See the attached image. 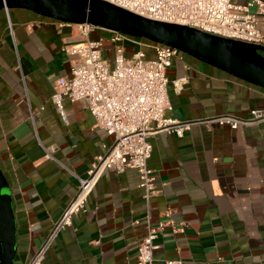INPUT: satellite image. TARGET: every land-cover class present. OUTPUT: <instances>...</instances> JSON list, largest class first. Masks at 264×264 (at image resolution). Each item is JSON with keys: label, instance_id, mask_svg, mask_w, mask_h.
<instances>
[{"label": "crops", "instance_id": "1", "mask_svg": "<svg viewBox=\"0 0 264 264\" xmlns=\"http://www.w3.org/2000/svg\"><path fill=\"white\" fill-rule=\"evenodd\" d=\"M257 26L264 33V17ZM78 30L26 9L0 10V169L15 217L14 264L29 261L75 194L77 180L67 170L85 177L113 141L82 103L64 100L62 117L51 100L55 80L70 75L62 46L79 42ZM110 35L99 27L87 33L104 40L107 63ZM125 49L129 55L134 47ZM166 76L186 78L179 92L168 85L167 115L196 123L181 137L150 138L157 191L150 220L170 218L179 229L159 233L153 264H264V121L236 129L199 123L221 114L249 118L250 110H264V89L185 53L172 59ZM31 110H38L34 121ZM43 147L52 148L53 159ZM142 194L134 170L104 171L85 210L53 236L42 264H135L146 232Z\"/></svg>", "mask_w": 264, "mask_h": 264}, {"label": "built area", "instance_id": "2", "mask_svg": "<svg viewBox=\"0 0 264 264\" xmlns=\"http://www.w3.org/2000/svg\"><path fill=\"white\" fill-rule=\"evenodd\" d=\"M141 16L185 25L202 32L264 46V33L258 28L259 17H264V0H105ZM253 8V12L250 9ZM69 24L58 21V25ZM82 36L77 43H65L62 51L70 60V75L55 80L51 100L58 113L64 116V100L80 102L94 119V125L113 141L104 145L80 177L63 167L77 180V188L49 235L26 264H42L50 242L61 229L71 224L75 214L85 210L88 196L98 178L106 171L122 173L134 170L139 177V186L146 206V232L137 248L135 264H153L156 239L166 226L179 230L172 219L152 223L150 220V197L156 194V177L148 166L152 145L150 138L160 132L178 137L190 129L195 121L177 120L169 117L172 105L168 85L179 92L186 78L169 80L166 70L172 59L180 52L171 46L153 43L142 38L110 31L112 62L102 57V38L91 40L87 33L94 26L77 24ZM134 47L128 55L125 46ZM149 48L150 51H146ZM38 110H31L34 121ZM264 121L263 109L250 110L249 118L221 114L199 123H216L236 129ZM44 157L53 159L52 148L43 147ZM168 217V214H166ZM163 264H186L182 259H166Z\"/></svg>", "mask_w": 264, "mask_h": 264}, {"label": "water", "instance_id": "3", "mask_svg": "<svg viewBox=\"0 0 264 264\" xmlns=\"http://www.w3.org/2000/svg\"><path fill=\"white\" fill-rule=\"evenodd\" d=\"M20 8L73 24H89L176 48L264 89V46L154 20L105 0H0V10ZM16 224L8 182L0 169V264H14Z\"/></svg>", "mask_w": 264, "mask_h": 264}, {"label": "rangeland", "instance_id": "4", "mask_svg": "<svg viewBox=\"0 0 264 264\" xmlns=\"http://www.w3.org/2000/svg\"><path fill=\"white\" fill-rule=\"evenodd\" d=\"M233 2H242V0H233ZM253 8L250 9L251 12H253ZM106 53L102 52V57L105 59Z\"/></svg>", "mask_w": 264, "mask_h": 264}, {"label": "trees", "instance_id": "5", "mask_svg": "<svg viewBox=\"0 0 264 264\" xmlns=\"http://www.w3.org/2000/svg\"><path fill=\"white\" fill-rule=\"evenodd\" d=\"M262 56H264V52H261Z\"/></svg>", "mask_w": 264, "mask_h": 264}]
</instances>
